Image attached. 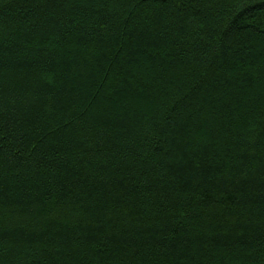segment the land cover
I'll return each instance as SVG.
<instances>
[{"label":"trees","instance_id":"obj_1","mask_svg":"<svg viewBox=\"0 0 264 264\" xmlns=\"http://www.w3.org/2000/svg\"><path fill=\"white\" fill-rule=\"evenodd\" d=\"M0 264H264V0H0Z\"/></svg>","mask_w":264,"mask_h":264}]
</instances>
